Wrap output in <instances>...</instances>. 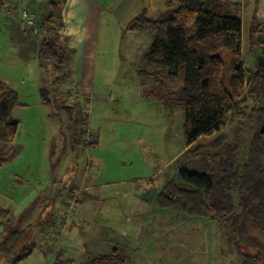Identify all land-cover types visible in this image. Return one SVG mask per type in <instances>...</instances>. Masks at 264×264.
Listing matches in <instances>:
<instances>
[{
  "label": "rangeland",
  "instance_id": "374dc122",
  "mask_svg": "<svg viewBox=\"0 0 264 264\" xmlns=\"http://www.w3.org/2000/svg\"><path fill=\"white\" fill-rule=\"evenodd\" d=\"M2 1L0 11L27 9L34 23L23 29L18 18L20 29H31L22 37L10 30L18 29L15 19L0 12V79L7 76L27 104L12 109L19 119L15 153L0 166V209L6 211L0 217V264H84L113 251L126 264H264V237L247 223L233 234L159 204V191L168 180L178 181L180 168L241 167L250 136L264 123L246 116L201 137L196 156L185 155L190 147L183 143V108L166 107L164 91L137 74L152 38L124 32L143 9L149 18L164 12V0H92L83 15L70 3L63 18L65 1L60 20L44 18L46 0ZM230 1L239 8L243 65L253 67L261 51L252 47L250 30L260 24L264 37V0ZM78 23L90 31H80L83 51L75 56V49L65 48L62 63L38 69L33 44L37 50L47 37L68 46L62 32H74ZM41 86L48 87L50 104L40 103ZM216 140L219 146H210ZM13 230L15 237L5 243Z\"/></svg>",
  "mask_w": 264,
  "mask_h": 264
},
{
  "label": "trees",
  "instance_id": "16d2710c",
  "mask_svg": "<svg viewBox=\"0 0 264 264\" xmlns=\"http://www.w3.org/2000/svg\"><path fill=\"white\" fill-rule=\"evenodd\" d=\"M65 1L46 0L48 11L44 18L60 20ZM1 3L2 0L0 6ZM164 3L167 9L156 18H149L143 9L129 20L124 32L144 31L151 36L137 74L141 80L153 82L152 86L164 91L165 96L160 98L166 107L183 108V143L184 148L190 147L185 153L190 158L201 148L198 144L201 137L210 138L250 115L264 122V37L259 34L260 24L252 26L250 42L252 47L260 49L261 56L257 65L245 67L242 23L236 3L230 0H164ZM22 10L32 20L27 26L32 25L34 14ZM55 32L61 35L60 31ZM65 48L74 53L64 42L57 46L52 39L44 37L37 53L39 66L62 63ZM226 64L230 66L229 77L225 75ZM39 97L41 104H50L47 86L40 87ZM249 98L253 99L251 107ZM17 105H24L17 91L0 80V166L15 153L13 142L19 121L12 118L11 112ZM219 140L210 146H219ZM247 151L241 167L234 170L224 166L214 171L180 168L178 181L168 180L159 191V204L215 221L224 232L233 234H237L243 221L264 237V123L250 136ZM231 157V162L235 161ZM5 212L0 209V217ZM14 233L17 232L13 230L5 243L15 237ZM84 264H126V260L124 255L113 251L91 257Z\"/></svg>",
  "mask_w": 264,
  "mask_h": 264
},
{
  "label": "crops",
  "instance_id": "0c3cea01",
  "mask_svg": "<svg viewBox=\"0 0 264 264\" xmlns=\"http://www.w3.org/2000/svg\"><path fill=\"white\" fill-rule=\"evenodd\" d=\"M5 1H7L8 3H10V1L9 0H5ZM91 1L92 0H66V2H65V4H64V6H63V9H62V16H63V18L65 17V10H66V8H67V6L71 3L72 5H74V6H76V4H77V8L78 9H83L82 11H80V13L79 12H76V14L77 15H79V14H81V15H83V14H85V8H86V6L89 4V5H91ZM117 1V0H116ZM13 5V4H12ZM13 8H14V11L12 10L11 12H4V11H0V12H2V13H4V16H7V17H10V18H14L15 19V21H16V25L18 26V29H16V28H11L10 30H12L13 31V29H15L19 34H21V36L23 37V36H27V35H29V33H23L24 31L22 30V29H20V27H19V25H18V22H17V20H18V18L20 17V9H17L16 8V6H14L13 5ZM12 8V9H13ZM23 9V8H22ZM98 24H100V20H99V23ZM86 23H78V25H76V26H78V28L75 30V31H77L78 33H79V35L77 36V35H75V31L74 32H72V29H67L66 31H65V28H64V31L62 32L65 36H66V38H68V48H71V49H75V56H77L78 55V52L79 51H83V49H84V46L83 45H81V39H80V31H81V29H84L86 32H88V33H90V31H88L87 29H86ZM75 27V26H74ZM23 31V32H22ZM100 29H99V33H100ZM35 32H37V31H35ZM98 32V29L96 30V33ZM70 37H72V39L70 40L69 38ZM39 44H40V42L37 44V50L35 49V45L33 44V59H36L35 60V63H37L38 64V57H37V53H38V49H39ZM78 44V47L76 46ZM93 54L95 55L96 54V47H95V49H94V52H93ZM32 59V60H33ZM40 68V66H39V64H38V69ZM7 79V76L5 77H1V79L0 80H2V81H7L6 80ZM8 81H9V79H8ZM6 83V82H5ZM11 88H13V86L11 87ZM39 88V87H38ZM14 89V88H13ZM40 89V88H39ZM38 92H39V90H38ZM40 98V97H39ZM38 104H39V102H38ZM24 105H27L26 103H24ZM18 121H19V119H17Z\"/></svg>",
  "mask_w": 264,
  "mask_h": 264
},
{
  "label": "built area",
  "instance_id": "2783aa9c",
  "mask_svg": "<svg viewBox=\"0 0 264 264\" xmlns=\"http://www.w3.org/2000/svg\"><path fill=\"white\" fill-rule=\"evenodd\" d=\"M19 20H20V25L22 26L23 29L27 25L32 23L31 18L28 17V14H27V12L25 10H22V12L20 14V17H19ZM23 25H25V26L23 27Z\"/></svg>",
  "mask_w": 264,
  "mask_h": 264
}]
</instances>
